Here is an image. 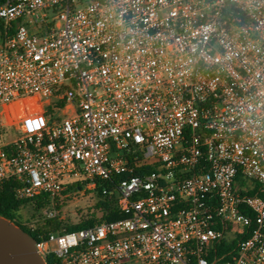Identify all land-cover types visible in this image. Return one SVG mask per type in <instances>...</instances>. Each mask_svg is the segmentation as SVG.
I'll list each match as a JSON object with an SVG mask.
<instances>
[{"label":"built area","instance_id":"2783aa9c","mask_svg":"<svg viewBox=\"0 0 264 264\" xmlns=\"http://www.w3.org/2000/svg\"><path fill=\"white\" fill-rule=\"evenodd\" d=\"M0 120V197L102 188L125 217L45 264H264V0H6Z\"/></svg>","mask_w":264,"mask_h":264},{"label":"rangeland","instance_id":"374dc122","mask_svg":"<svg viewBox=\"0 0 264 264\" xmlns=\"http://www.w3.org/2000/svg\"><path fill=\"white\" fill-rule=\"evenodd\" d=\"M30 108L37 109L35 105ZM18 106L13 108L12 118L19 120L21 113H18ZM56 117H65L61 111L54 113ZM4 121L0 120V146L7 144L19 137L16 127H2ZM101 200L97 193L85 192L78 195H70L67 198H62L56 201L53 205H48L40 212H34L30 205H26L17 213V222L22 226L35 230L37 227H42L47 221H55L60 224V231L57 233H64L65 229L71 226H77L90 219L99 220L103 213L98 208ZM54 211L56 217L48 219L47 213ZM12 228L19 229L15 223H10Z\"/></svg>","mask_w":264,"mask_h":264},{"label":"trees","instance_id":"16d2710c","mask_svg":"<svg viewBox=\"0 0 264 264\" xmlns=\"http://www.w3.org/2000/svg\"><path fill=\"white\" fill-rule=\"evenodd\" d=\"M5 1L6 0H0V5L4 4ZM122 179H126V177H123ZM14 188V183H8L4 189L2 196L0 197V219H3L9 223H15L19 230H21L24 234L32 238L36 243L46 242L50 234L57 233V231H60V224L52 220L47 221L44 226L37 227L35 230L26 228L20 223H18L17 213L22 207L30 205L33 211L38 213L42 209L50 205V200L47 196H42L30 201L19 202L14 197ZM96 193L101 200L100 204H98V208L103 213L102 218H100L99 220H95L93 218L77 226L68 227L64 230V233L75 232L104 223L115 222L125 218L118 210L114 197L108 198L103 196L102 188H99ZM261 196L264 197V194H261ZM242 210L245 214L251 216L250 211L246 209ZM234 246H236V243H234L233 246L223 245L219 253L223 254L228 250H232ZM47 264H57V260L53 256H49L47 258Z\"/></svg>","mask_w":264,"mask_h":264},{"label":"water","instance_id":"95a60500","mask_svg":"<svg viewBox=\"0 0 264 264\" xmlns=\"http://www.w3.org/2000/svg\"><path fill=\"white\" fill-rule=\"evenodd\" d=\"M20 241L27 245V249ZM35 244L21 230L0 219V264H45L37 254Z\"/></svg>","mask_w":264,"mask_h":264},{"label":"snow or ice","instance_id":"6c2138e0","mask_svg":"<svg viewBox=\"0 0 264 264\" xmlns=\"http://www.w3.org/2000/svg\"><path fill=\"white\" fill-rule=\"evenodd\" d=\"M32 123H33V122H29V127H31V126H32ZM35 123H36V126L38 127V126H39V124H40V123H42V121H37V122H35Z\"/></svg>","mask_w":264,"mask_h":264},{"label":"flooded vegetation","instance_id":"af4514ba","mask_svg":"<svg viewBox=\"0 0 264 264\" xmlns=\"http://www.w3.org/2000/svg\"><path fill=\"white\" fill-rule=\"evenodd\" d=\"M21 243H22V245L27 249V245L24 243V242H22V241H20Z\"/></svg>","mask_w":264,"mask_h":264}]
</instances>
